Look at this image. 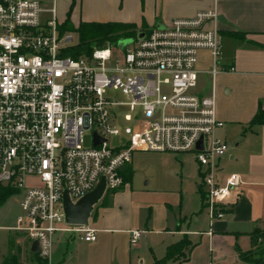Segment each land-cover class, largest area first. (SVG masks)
Here are the masks:
<instances>
[{
    "label": "built area",
    "instance_id": "obj_1",
    "mask_svg": "<svg viewBox=\"0 0 264 264\" xmlns=\"http://www.w3.org/2000/svg\"><path fill=\"white\" fill-rule=\"evenodd\" d=\"M216 17L215 7L201 10L142 30L122 48L107 44L72 57L65 53L75 41L56 29L55 0H0V185L15 190L19 208L6 228L35 241L40 259L49 264L55 232L95 240L94 228L64 221L62 194L74 203L100 178L102 195L117 190L119 168L136 151L193 153L203 207L210 219L223 217L242 179L218 176L229 144L216 135L224 121L214 89L191 91L202 50L212 78L222 67ZM114 91L124 100H114ZM140 235L129 231V244Z\"/></svg>",
    "mask_w": 264,
    "mask_h": 264
},
{
    "label": "crops",
    "instance_id": "obj_2",
    "mask_svg": "<svg viewBox=\"0 0 264 264\" xmlns=\"http://www.w3.org/2000/svg\"><path fill=\"white\" fill-rule=\"evenodd\" d=\"M68 1L67 10H71L74 0ZM82 2L90 3L94 12L87 13L88 18L78 20L74 27L80 21H111L132 23L137 31L168 24L177 17H193L201 10L216 8V25L221 34L219 61L222 67L212 78L210 90L214 89L215 96L218 95L220 100L217 105L216 99V116L224 123H238L242 130L238 135L239 139L232 147L229 145L227 154L220 160V172L222 165L233 162L235 173L242 178V184L235 189L237 191L232 204L225 210L222 219L212 221L214 219L209 218L201 198L199 209L192 211L190 215L200 216L201 220L207 219L208 228L198 226L196 229H189L188 224L184 227L183 223L187 221L188 215L181 209L175 211L171 207L167 218L162 219L160 225H163L165 233L174 236L173 241L166 247L183 235L195 243L186 261H169L167 264H193L197 252L203 254V246L207 249L208 264H250L240 260L235 245L241 250L249 249L248 233L256 224L264 226V124L248 127V122L257 109H264V0H79V7ZM235 32H244V36H232L231 33ZM206 52L209 58V52ZM230 66L234 70H223ZM223 127L224 125L221 128ZM221 128L216 130V134ZM135 162L131 154L129 162L119 168L123 183L117 190L106 195V204L99 205L103 207L100 217L102 222L119 221L114 209L118 210L120 198L131 189V170L135 167ZM127 168L130 169V177L125 180ZM197 172L200 175L199 167ZM226 175L227 173L222 172L221 179ZM148 181L150 182V179ZM199 184L200 182L196 183V188L201 192ZM90 216L94 221L95 211ZM242 227L247 228L243 230ZM133 229L141 231L138 240L132 245L138 246L148 228L136 227L131 230ZM123 231L127 234L129 248V231ZM27 249L31 253L29 244ZM71 257L76 259L74 253Z\"/></svg>",
    "mask_w": 264,
    "mask_h": 264
},
{
    "label": "rangeland",
    "instance_id": "obj_3",
    "mask_svg": "<svg viewBox=\"0 0 264 264\" xmlns=\"http://www.w3.org/2000/svg\"><path fill=\"white\" fill-rule=\"evenodd\" d=\"M40 2L47 5L48 0H40ZM68 3V0H55V21L58 32L62 31L61 25L65 18L67 23L74 27L78 20L88 18L87 13L93 14L94 12L90 3L82 2L79 7V0H74V5L67 14ZM43 16L45 17L46 14ZM70 32L72 41H76V33L72 30ZM210 67L208 53L203 50L199 53L197 64L199 70L197 85L191 91L209 93L212 82ZM112 98L116 101L124 100L123 94L119 91H114ZM216 99L217 105L220 104L218 95L215 96V104ZM122 109L125 110L126 107H122ZM241 131V126L238 123L227 121L216 135L232 147L234 142L239 139L238 135L241 134ZM89 138L88 135H84V145L89 144ZM109 142L114 145L117 142V136L110 137ZM132 157L136 162L135 167H132L131 170L133 178L131 189L128 194H124L120 198L118 210L114 209L119 221L116 223L102 222L100 217L103 207L99 206L102 202L98 199L93 204L87 220V224L96 230L95 241L87 243L78 240L75 233L55 232L52 238L49 264H152L154 258L158 259L165 255L166 245L174 238L171 233H165L163 225H160L162 219L167 218L169 207L175 211L181 209L188 215L187 221L183 223L184 227H187L188 224L189 229H196L198 226L204 229L208 228L207 219L201 220L200 216L190 215L192 211L199 209L202 198L201 192L196 188V183L200 182V175L197 172L198 165L193 153L137 151L132 153ZM222 166L218 175L221 181L236 172L233 162L225 163ZM222 172L227 173L223 179H221ZM236 191L231 192V198L227 201L229 207ZM204 209L206 210L205 207ZM94 211L96 219L93 221L90 215ZM18 213L17 195L9 196L0 205V264L7 252L6 241L8 239L11 242V253L16 255L18 263L38 264L36 258L27 249L26 233L6 228L14 225V218ZM217 219H222V217L212 221ZM136 227L143 229L147 227L148 229L139 240L138 246L130 244L128 248L127 234L123 230L130 231ZM247 227H242V229ZM62 236L63 238H61ZM202 240L203 238H201ZM206 250V246H203V254L197 252L193 264H208ZM73 253L76 256L75 260L71 257ZM46 264L48 263L46 262Z\"/></svg>",
    "mask_w": 264,
    "mask_h": 264
},
{
    "label": "trees",
    "instance_id": "obj_4",
    "mask_svg": "<svg viewBox=\"0 0 264 264\" xmlns=\"http://www.w3.org/2000/svg\"><path fill=\"white\" fill-rule=\"evenodd\" d=\"M70 9L67 10V14ZM61 32L66 30H72L76 33V41L67 48L66 53L72 57H76L80 54H88L93 47H102L107 44H116L119 39L135 37L137 30L132 23L123 22H83L80 21L76 27H72L67 23L66 18L62 22ZM144 30H146L144 28ZM59 32V33H61ZM232 36L241 38L244 32L231 33ZM257 124H264V109L258 108L253 117L248 122V127H252ZM130 177V169L127 168L125 172V180ZM15 193L14 189L7 186L0 185V205L12 194ZM104 193L99 199L102 204H106V195ZM101 204V205H102ZM250 240V248L247 250H241L236 244L235 249L238 253L240 260L250 264H264V226L256 224L252 230L248 233ZM7 252L1 260V264H20L16 260V255L11 253V242L8 239ZM195 243L191 242L185 235L180 239L170 244L166 248L165 255L161 258L154 259L152 264H167L169 261L182 262L186 261L189 256L190 250ZM36 258L38 264H46L45 260L40 259L36 253L31 252Z\"/></svg>",
    "mask_w": 264,
    "mask_h": 264
},
{
    "label": "water",
    "instance_id": "obj_5",
    "mask_svg": "<svg viewBox=\"0 0 264 264\" xmlns=\"http://www.w3.org/2000/svg\"><path fill=\"white\" fill-rule=\"evenodd\" d=\"M158 26H162L159 24ZM144 34L143 31H139L137 33V37L140 38ZM131 41V38L119 39L116 42V46L118 48H122L124 45L128 44ZM94 143L101 142V139L94 138ZM202 139L196 143L197 149H202ZM103 190V179L100 178L96 185L88 192L83 194L80 198H78L74 203H72L65 192L62 194V209L64 214V221L67 224H75V225H83L87 223V219L89 217L90 210L94 203L102 196ZM29 250L31 252L36 253L38 251V247L35 241H32L29 245Z\"/></svg>",
    "mask_w": 264,
    "mask_h": 264
}]
</instances>
